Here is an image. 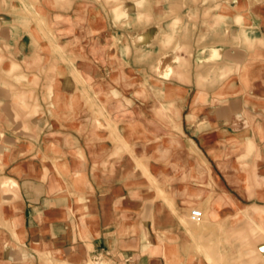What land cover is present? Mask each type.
Segmentation results:
<instances>
[{
	"label": "crops",
	"instance_id": "obj_1",
	"mask_svg": "<svg viewBox=\"0 0 264 264\" xmlns=\"http://www.w3.org/2000/svg\"><path fill=\"white\" fill-rule=\"evenodd\" d=\"M7 157L33 264L189 257L192 207H264V0H0Z\"/></svg>",
	"mask_w": 264,
	"mask_h": 264
},
{
	"label": "rangeland",
	"instance_id": "obj_2",
	"mask_svg": "<svg viewBox=\"0 0 264 264\" xmlns=\"http://www.w3.org/2000/svg\"><path fill=\"white\" fill-rule=\"evenodd\" d=\"M10 160L6 158L0 172ZM6 175L0 173V262L12 259L33 264L32 254L20 250L24 238L19 234L17 193L15 183ZM217 203L210 205V212L197 205L190 209L185 228L191 240L178 249L187 250L189 257L173 260L175 264H264V207L242 210L234 204V218L227 223L221 213L225 202ZM196 209L202 212V218L194 222L190 216ZM208 217L212 224H208ZM97 262L94 257L91 264H108L103 258Z\"/></svg>",
	"mask_w": 264,
	"mask_h": 264
},
{
	"label": "built area",
	"instance_id": "obj_3",
	"mask_svg": "<svg viewBox=\"0 0 264 264\" xmlns=\"http://www.w3.org/2000/svg\"><path fill=\"white\" fill-rule=\"evenodd\" d=\"M191 219L194 221V222H196V221H198V220H200L201 218H202V212L200 211V210H198V209H196V210H193L192 212H191ZM101 258H103L102 256H98V257H96L95 259L99 262V261H101ZM97 262V263H98Z\"/></svg>",
	"mask_w": 264,
	"mask_h": 264
}]
</instances>
